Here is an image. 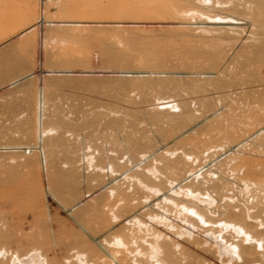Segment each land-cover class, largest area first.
I'll use <instances>...</instances> for the list:
<instances>
[{
  "label": "bare ground",
  "instance_id": "obj_1",
  "mask_svg": "<svg viewBox=\"0 0 264 264\" xmlns=\"http://www.w3.org/2000/svg\"><path fill=\"white\" fill-rule=\"evenodd\" d=\"M3 81L0 264H264V0H0Z\"/></svg>",
  "mask_w": 264,
  "mask_h": 264
},
{
  "label": "rangeland",
  "instance_id": "obj_2",
  "mask_svg": "<svg viewBox=\"0 0 264 264\" xmlns=\"http://www.w3.org/2000/svg\"><path fill=\"white\" fill-rule=\"evenodd\" d=\"M106 63V59L103 56L99 57L96 64L90 63L85 68L73 69L66 80L59 81L60 89L56 96L55 107L52 109L55 117L64 122L78 123L91 115L95 117L94 113L98 107L105 106L108 101L112 102V98H109L106 92H102V86L110 84L113 77L121 73L118 72V67H111L108 65L109 63ZM124 69L131 70L129 67ZM126 74L122 73L121 75L125 76ZM0 83V104L6 99H10L17 91L20 92L24 89L23 81H18L14 85L10 84V86L7 81ZM19 83H22V85ZM17 87H22V89ZM17 97L16 95L11 104L14 109L22 110L24 103H21ZM52 113L50 116H52ZM5 125L6 122L0 121V129H4Z\"/></svg>",
  "mask_w": 264,
  "mask_h": 264
},
{
  "label": "snow or ice",
  "instance_id": "obj_3",
  "mask_svg": "<svg viewBox=\"0 0 264 264\" xmlns=\"http://www.w3.org/2000/svg\"><path fill=\"white\" fill-rule=\"evenodd\" d=\"M190 159H191V158H190ZM192 215H194V216H195V215H196V213H195V212H193V213H192ZM201 223H204V221H203V220H201ZM238 231H239V230H238ZM241 234H242V233H241ZM262 247H264V244H262Z\"/></svg>",
  "mask_w": 264,
  "mask_h": 264
}]
</instances>
